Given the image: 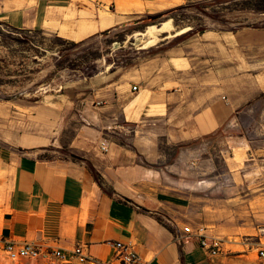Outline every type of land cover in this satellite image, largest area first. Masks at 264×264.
Returning a JSON list of instances; mask_svg holds the SVG:
<instances>
[{
	"label": "crops",
	"instance_id": "0c3cea01",
	"mask_svg": "<svg viewBox=\"0 0 264 264\" xmlns=\"http://www.w3.org/2000/svg\"><path fill=\"white\" fill-rule=\"evenodd\" d=\"M188 1L0 0V21L15 30L81 42L111 33L136 14ZM245 29H236L239 38L232 46L231 31L185 36L188 27L176 42L168 40L147 61L134 64L133 74L128 68L121 80L126 87L104 75L89 80L84 124L67 144L83 161L40 160L33 152L40 144L38 106L33 110L39 88L31 67L28 112L35 128L3 130L0 124V240L65 254L81 244L98 259H109L108 242L120 241L133 244L143 264H252L247 257L264 247V173L231 170L229 160L248 149L242 139L217 141V152L212 144L199 143L228 126L248 101L231 96V62L237 59L239 70L247 72L253 39L264 38V29ZM250 91L256 99L264 86ZM103 140L106 153L99 148ZM213 158L227 168V184L206 167ZM86 162L100 175L101 186ZM238 177L240 182H231ZM200 234L222 241L218 257L210 259L199 246Z\"/></svg>",
	"mask_w": 264,
	"mask_h": 264
},
{
	"label": "rangeland",
	"instance_id": "374dc122",
	"mask_svg": "<svg viewBox=\"0 0 264 264\" xmlns=\"http://www.w3.org/2000/svg\"><path fill=\"white\" fill-rule=\"evenodd\" d=\"M199 6L202 9H197ZM147 16H156V23L152 25L155 28L149 30L148 26L142 32L144 35H140L138 28L143 23L152 21L146 18ZM173 19L177 26L174 25ZM168 20L171 23L168 33L156 31L161 23ZM188 27L194 31L202 28L231 31L233 46L239 38L234 35L236 29H264V0H190L169 10L136 14L134 19L111 33L97 35L81 42L70 41L49 32L15 30L0 21V111L1 107L7 108L5 113L0 112L3 113L0 114L3 130L19 127L26 132L31 126L35 128V118L31 119L28 112L31 104L30 95H27L32 67L33 82L36 71L38 72L39 91L36 103L33 97V110L38 106L40 140L38 148L33 152L37 153L40 160H73L72 156L80 158L67 144L76 129L84 124L82 100L91 91L87 82L97 75H104L119 82L122 88L126 87L121 84V80L127 75L128 68L133 74L132 66L147 61L158 52L159 45L168 40H171V44L176 42L174 37L165 38L166 35L188 31ZM129 28H136L132 35L126 34ZM123 35L125 41L121 45L117 40ZM253 41L256 47L249 50L247 72L239 70L237 59L232 58L231 62V96L239 102L245 99L248 101L228 121V126L215 135L199 140L200 145L207 142L215 146L214 152L220 149L215 145L216 142L225 137L239 138L247 142L248 149L237 151L233 160H229L231 170L237 168L244 174L254 169L264 173V104L261 101L264 93L256 99L249 94L250 89L256 91L260 86H264V49L261 48L264 46V38L255 37ZM115 44L121 46L114 49ZM135 80L132 78L131 82ZM244 87L247 89L246 94L242 92ZM52 141L55 143H51ZM49 142L51 144L47 145ZM24 151L22 150L23 153ZM206 167L215 169L219 173L218 181L227 184V168L220 159L213 158ZM234 180L240 182L239 177L232 178L231 182ZM247 261L252 264L264 263L258 259L257 250L253 252V256L247 257ZM0 264L33 263L12 262L0 247Z\"/></svg>",
	"mask_w": 264,
	"mask_h": 264
},
{
	"label": "built area",
	"instance_id": "2783aa9c",
	"mask_svg": "<svg viewBox=\"0 0 264 264\" xmlns=\"http://www.w3.org/2000/svg\"><path fill=\"white\" fill-rule=\"evenodd\" d=\"M137 87L132 86V91ZM101 152L108 151V143L102 141L99 145ZM199 246L203 248L210 259L218 257L222 251V241L218 238L200 234L197 237ZM113 248V255L109 259H98L92 256L88 249L77 244L69 254L58 248H46L33 243H18L9 239H1L0 247L7 259L12 262H31L33 264H143L135 251L134 245L120 241L108 242ZM257 257L264 260V247L257 251Z\"/></svg>",
	"mask_w": 264,
	"mask_h": 264
},
{
	"label": "trees",
	"instance_id": "16d2710c",
	"mask_svg": "<svg viewBox=\"0 0 264 264\" xmlns=\"http://www.w3.org/2000/svg\"><path fill=\"white\" fill-rule=\"evenodd\" d=\"M197 9L200 10V9H202V8H201V6H199V7H197ZM146 18L152 19V21L147 22V23H143V24L141 25V27L138 28L141 32H144V31L146 30V27H148V26H152L153 24L156 23V20H155V19H156V16H147ZM173 22H174V25L177 26V23H176L175 19H173ZM135 29H136V28H129V29L127 30L126 34L132 35V34L134 33V30H135ZM186 31H187V30H186ZM186 31H184V32H186ZM204 31H205L204 28H202V29H200V30H197V31L191 30V31L187 32V34H185V36H189V35H191V34H193V33H203ZM184 32H180V33H178V34L175 32L173 35H170V36L166 35L165 38L175 37V36H178V35L183 34ZM107 34H108L107 32H103V33H102V35H107ZM63 41H67V40H63ZM117 41L120 42V44L122 45L123 42L125 41V35H123V37L121 36V38H119ZM72 159H73V161H83L81 158H78V157H76V156H72ZM86 166H87L89 172L91 173L92 177L94 178V180H95V181L101 186V184H102V180H101V178H100V175L95 171V169H94L89 163L86 162ZM103 189H104L109 195H111V196L114 194V192H113L111 189H105V188H103ZM123 202L125 203V201H123ZM156 219H157L160 223L163 224L162 220H161L158 216H156ZM166 227H167L170 231H172L171 227H169L168 225H166ZM179 251H180V253H181V248H179Z\"/></svg>",
	"mask_w": 264,
	"mask_h": 264
},
{
	"label": "bare ground",
	"instance_id": "6f19581e",
	"mask_svg": "<svg viewBox=\"0 0 264 264\" xmlns=\"http://www.w3.org/2000/svg\"><path fill=\"white\" fill-rule=\"evenodd\" d=\"M124 7V6H123ZM123 9V8H122ZM124 10V9H123ZM162 25L160 26V28L159 29H157L156 28V31H160V32H164V31H169L170 30V28H171V23H170V20H168V21H165V22H163V23H161ZM155 27L154 26H150L149 27V30H151V29H154ZM148 32V31H147ZM150 32V31H149ZM151 32H154V31H151ZM163 32H162V34H163ZM168 33V32H167ZM177 34L178 33H180V32H176ZM151 34V33H150ZM138 35V34H137ZM142 35H144V34H142ZM161 35V34H160ZM160 35H159V37H160ZM170 35H173V34H168V36H170ZM148 37V36H147ZM150 37V36H149ZM157 37H158V35H157ZM154 38V37H153ZM148 39V38H147ZM153 40V39H152Z\"/></svg>",
	"mask_w": 264,
	"mask_h": 264
},
{
	"label": "water",
	"instance_id": "95a60500",
	"mask_svg": "<svg viewBox=\"0 0 264 264\" xmlns=\"http://www.w3.org/2000/svg\"><path fill=\"white\" fill-rule=\"evenodd\" d=\"M160 26H161V25H160ZM160 26H159V27H157V29H159V28H160ZM138 34H140V35H141V34H143V33H142V32H139Z\"/></svg>",
	"mask_w": 264,
	"mask_h": 264
}]
</instances>
